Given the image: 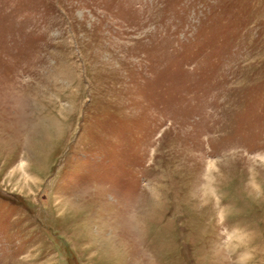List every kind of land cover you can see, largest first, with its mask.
I'll use <instances>...</instances> for the list:
<instances>
[{
  "label": "rangeland",
  "instance_id": "rangeland-1",
  "mask_svg": "<svg viewBox=\"0 0 264 264\" xmlns=\"http://www.w3.org/2000/svg\"><path fill=\"white\" fill-rule=\"evenodd\" d=\"M0 264H264V0H0Z\"/></svg>",
  "mask_w": 264,
  "mask_h": 264
}]
</instances>
